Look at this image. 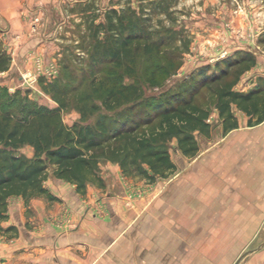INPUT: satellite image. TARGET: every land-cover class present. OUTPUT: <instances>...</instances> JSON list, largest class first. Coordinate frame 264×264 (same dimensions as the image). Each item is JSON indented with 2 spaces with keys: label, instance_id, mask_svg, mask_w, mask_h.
<instances>
[{
  "label": "crops",
  "instance_id": "obj_1",
  "mask_svg": "<svg viewBox=\"0 0 264 264\" xmlns=\"http://www.w3.org/2000/svg\"><path fill=\"white\" fill-rule=\"evenodd\" d=\"M61 1L0 0V49L31 47L35 19ZM234 115L227 133L220 121L234 144L199 146L190 163L172 158L164 178L131 180L103 162L102 184L79 190L48 175L55 200L13 197L0 221V264H231L242 253L237 264H264V121Z\"/></svg>",
  "mask_w": 264,
  "mask_h": 264
},
{
  "label": "rangeland",
  "instance_id": "obj_2",
  "mask_svg": "<svg viewBox=\"0 0 264 264\" xmlns=\"http://www.w3.org/2000/svg\"><path fill=\"white\" fill-rule=\"evenodd\" d=\"M53 8L52 13L48 9L42 18L35 19L34 23L37 24L30 32L34 36L27 37L30 39L26 46L31 44V47L0 49L11 57L10 63L14 64L12 71L0 76V86L9 88L0 108L3 104L12 105L10 107H13L18 119L26 117L24 110L40 107L48 110L60 108L67 125L79 122L83 111H86L87 121H95L102 113L114 116L117 109L106 111L102 104L106 91L115 84L129 89L134 86L143 102H160L174 95L189 98L203 80L200 77L202 69L209 66L210 70L205 73L214 74L221 70L220 67L214 70L218 65L226 67L222 61L235 60L245 53L254 55L257 64L253 68H248V65L231 68L226 82L237 80L235 91L246 92L264 81V0H63ZM112 10L123 14L126 21H130L131 12L135 10L144 19L151 35H154L152 40H160L161 37L167 40L172 33L175 34L169 44L160 48V56L156 57V65H160L158 72L153 73V68L141 53L136 57L135 64L131 65L133 73L127 70L130 64L116 67L108 62L97 68L92 67V62H95L92 56L96 54L97 45L103 43L101 41L106 37L105 29L97 26L106 24L107 13ZM36 38L39 44L34 46L30 42ZM52 64L59 68L58 74L48 83L52 79L39 75L38 70ZM40 77L46 80L39 83ZM47 84L50 87L46 89ZM221 85L214 84L200 91L196 103L208 104L209 91ZM129 89L127 92L130 93L132 90ZM93 105L100 110L92 116L88 111ZM123 107L120 106V109ZM210 110L211 128L205 134L210 137L195 132L201 150L234 144L235 136L232 133L223 139L218 112L214 108ZM233 110L237 117L246 122V113L235 107ZM245 127L241 131L249 133L247 125ZM169 151L177 164L191 162L180 151L175 139L169 143ZM20 153L32 157L33 149L24 146ZM103 167L106 168L104 164ZM139 168V171L133 168L128 175L122 174L131 180L150 179L141 173L144 170L153 174L152 164L140 163ZM106 170L109 171L108 168ZM53 172L54 168H50L48 175L54 177ZM155 177L160 179L158 175ZM13 199H10L9 205L14 202ZM249 249L257 248L251 246ZM243 256L244 253L235 256L231 264H237Z\"/></svg>",
  "mask_w": 264,
  "mask_h": 264
},
{
  "label": "trees",
  "instance_id": "obj_3",
  "mask_svg": "<svg viewBox=\"0 0 264 264\" xmlns=\"http://www.w3.org/2000/svg\"><path fill=\"white\" fill-rule=\"evenodd\" d=\"M131 14L130 21H126L123 14L112 10L107 13L106 24L97 26L105 29L106 37L101 41L103 43L97 45L92 67L108 62L116 67L124 64L131 66L141 53L153 68V73L159 71L156 57L160 56V48L169 44L175 34L172 33L167 40L164 37L152 40L154 35H151L144 19L135 10ZM99 45L103 48L100 49ZM10 62L11 57L0 50V73L6 72ZM222 62L226 67L218 65L214 70L219 67L221 70L214 74L205 73L210 70L209 66L201 70L203 80L189 98L174 95L160 102H143L134 86L129 89L115 84L106 91L102 104L106 111L117 109L115 115L102 113L95 121H87L86 111H83L79 122L67 125L60 108L48 110L44 107L24 110L26 117L18 119L13 107H10L12 105H1L0 221L6 219V209L13 197H21L25 203L40 196L55 200L45 187L50 168H54V177L75 184L79 190L86 189L88 183L102 184L99 174L103 162H118L125 175L130 174L133 168L139 171L140 163L149 162L153 166V174L143 169L141 174L150 180L157 175L164 178L175 167L169 143L175 139L184 156L194 157L199 150L195 132L205 136L211 128L208 123L210 109L217 110L224 133L238 126L234 107L250 117L249 125H254L253 120L256 124L263 122L264 81L246 92L235 91L237 80L226 82L231 68L242 65L253 68L257 64L256 57L245 53L235 60ZM127 70L134 72L132 66ZM44 80L40 77L38 82ZM214 84L222 85L209 91L210 102L204 105L196 103L199 92ZM48 87L50 85H45L46 89ZM7 88L0 86V104L7 95ZM128 89L132 91L129 93ZM122 105L124 107L120 109ZM99 110L93 105L88 112L93 116ZM24 146L33 149L32 157L20 153Z\"/></svg>",
  "mask_w": 264,
  "mask_h": 264
},
{
  "label": "built area",
  "instance_id": "obj_4",
  "mask_svg": "<svg viewBox=\"0 0 264 264\" xmlns=\"http://www.w3.org/2000/svg\"><path fill=\"white\" fill-rule=\"evenodd\" d=\"M58 69L59 68H57L55 64H52L47 68L38 70V74L50 80L58 74ZM34 81L36 82V77L34 78Z\"/></svg>",
  "mask_w": 264,
  "mask_h": 264
}]
</instances>
